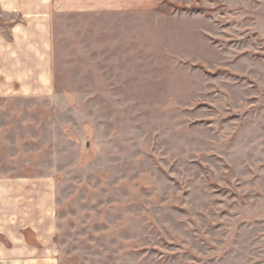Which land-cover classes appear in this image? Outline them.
Returning a JSON list of instances; mask_svg holds the SVG:
<instances>
[{"label":"rangeland","instance_id":"rangeland-1","mask_svg":"<svg viewBox=\"0 0 264 264\" xmlns=\"http://www.w3.org/2000/svg\"><path fill=\"white\" fill-rule=\"evenodd\" d=\"M56 29L51 95L0 79V176L53 179V264H264V0Z\"/></svg>","mask_w":264,"mask_h":264},{"label":"crops","instance_id":"crops-1","mask_svg":"<svg viewBox=\"0 0 264 264\" xmlns=\"http://www.w3.org/2000/svg\"><path fill=\"white\" fill-rule=\"evenodd\" d=\"M141 0H0V79L21 95L48 96L58 18L137 11ZM0 25V30H1ZM50 176H0V264H53L58 255ZM54 261V262H53Z\"/></svg>","mask_w":264,"mask_h":264}]
</instances>
